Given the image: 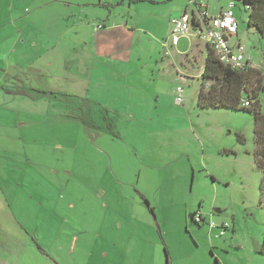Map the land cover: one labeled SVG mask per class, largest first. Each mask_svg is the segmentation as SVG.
Returning a JSON list of instances; mask_svg holds the SVG:
<instances>
[{
	"label": "rangeland",
	"instance_id": "rangeland-1",
	"mask_svg": "<svg viewBox=\"0 0 264 264\" xmlns=\"http://www.w3.org/2000/svg\"><path fill=\"white\" fill-rule=\"evenodd\" d=\"M35 1L0 0V264H167L166 250L169 264H264L255 115L199 105L209 88L202 78L208 46L192 25L193 15L203 20L198 5L211 17L234 2L238 40L259 64L264 36L248 27L246 7L237 0H56L96 5L70 11L82 12L81 36L86 27L87 36L97 34L98 56L80 60L96 53L85 44L71 50L72 18L56 53L21 58L1 44L13 35L6 19L18 13L14 6L36 14ZM46 1L37 15L55 23L57 2ZM87 12L98 16L86 22ZM184 14L183 47L170 44L166 55L171 20ZM44 24L31 32L47 34L53 25ZM100 24L106 28L96 31ZM260 98L264 113V92ZM80 107L85 119L71 118ZM199 211L203 225L192 221Z\"/></svg>",
	"mask_w": 264,
	"mask_h": 264
},
{
	"label": "trees",
	"instance_id": "trees-1",
	"mask_svg": "<svg viewBox=\"0 0 264 264\" xmlns=\"http://www.w3.org/2000/svg\"><path fill=\"white\" fill-rule=\"evenodd\" d=\"M237 1L243 4L246 7V11L249 12L248 27L254 28L260 35L264 36V0ZM234 5L236 7L235 3ZM192 25L194 28H200L196 24L195 18H192ZM170 44L171 42H169L167 47L164 46L167 49V53H169L168 48ZM202 78L204 83H207L209 87L208 91L202 90L199 95V105L202 108L243 110L246 112L250 111L255 115V162L263 174L261 200L264 205V113L261 112L260 98L261 93L264 92V73L261 69L252 67L245 71H237L229 66H225L219 62L214 52L208 46ZM244 97L247 98L246 101L249 102L250 107L242 106ZM75 109L79 110L80 113H70L71 118L80 116L85 119L82 113L83 108ZM78 117H75V119ZM109 128L112 130L111 124ZM146 204L149 205L147 200ZM151 212H154L153 209H151ZM192 221L196 223L194 217H192ZM262 253L264 254V242ZM167 255L168 252L166 250L167 264H169V257Z\"/></svg>",
	"mask_w": 264,
	"mask_h": 264
},
{
	"label": "crops",
	"instance_id": "crops-1",
	"mask_svg": "<svg viewBox=\"0 0 264 264\" xmlns=\"http://www.w3.org/2000/svg\"><path fill=\"white\" fill-rule=\"evenodd\" d=\"M57 2L55 8L59 10V12H57V14H60L59 16V20L56 19L55 23H52V21H49V19L47 17H39L37 14H39V9L40 8H44L46 9L47 5L49 3H47L46 0H36L34 5H36V14L31 12V10L29 11L27 8H23L22 6H14L13 9L17 8L19 11L17 14L12 13L10 15L7 16L8 19H6L8 23L7 26H11L12 27V33L13 35L9 37L8 41H4L2 40L1 44H5V46H7L11 49L13 48H18L13 49V53H15L16 55L21 56V58H26L29 55H33V57H36L37 55H50L51 53H56L60 48L61 44L64 43V35L66 34V31H68L69 29V21L73 18L74 21H78V25L75 26V30L77 31V36L72 40V44H74L73 49L71 50H76L77 49V45H83L85 44L88 47V50L93 48V51H96L95 54L90 55V54H81L82 57H80V60H91L92 56H98L97 53H99L98 47H99V43L97 41V34H90V37L87 36V33L90 32V28L86 27V32L83 33V35L81 36V30L82 27H84V19L83 17H81V11H70V7H81L84 8L86 7H94L96 6L94 3L92 2H88L85 4H81L79 3L78 5H74V3H71L73 1H56ZM87 2V1H86ZM26 4L25 1L22 2V5ZM21 8V11H20ZM225 10V8L221 9V11L219 13L213 14L211 17H216L218 15L221 14V12ZM27 14V15H26ZM98 16V12H87L86 14V18L85 21L87 22L90 19L96 18ZM209 17V15H208ZM209 17V18H211ZM192 18H195L196 24L199 25L200 27H202V23L205 25V21L204 19L201 20L196 18L194 15ZM173 20V19H172ZM171 20V21H172ZM2 21V18H0V22ZM107 24L110 23L109 19H107ZM49 24L53 25L52 27L50 26L47 29V25ZM42 23H47L44 24L45 28L48 30L47 34H43V35H34L31 32V29L34 28L35 25H41ZM25 25V26H23ZM101 25V24H100ZM109 25V24H108ZM172 25V24H171ZM63 26L65 29H63ZM1 27V26H0ZM23 28V29H22ZM106 28V25H103V29ZM56 29H60L59 31V35L58 36H54L51 37L50 36V32L56 30ZM94 30H95V26H94ZM98 29L96 28V31ZM50 31V32H49ZM239 37V28H238V35L236 37H232L230 39V43L231 45L235 46L237 43ZM185 38H181V40H179L178 43V47H183V41ZM58 41V45H56V41ZM238 42H240V40H238ZM166 43V42H165ZM164 44L163 47H164ZM37 48H40L39 50H36ZM4 50L5 48H1L0 50V56H2L4 54ZM70 50V51H71ZM101 54H104L103 52H101ZM84 55V56H83ZM107 57L111 60H118V61H124V59L119 56V55H113V54H109L107 55ZM250 60V64H252V66L254 68L257 69H261L263 67V62H264V50L261 56V61L258 64L254 63V60L257 59V56L253 53L250 57H248ZM123 59V60H122ZM50 62L47 63L48 68H52L53 63L52 61L49 59ZM11 65L10 64H6L5 65V74L7 72H11ZM19 71V68L17 66H15V69ZM8 74V73H7ZM146 201V199H145ZM150 205H148L149 207ZM150 210L152 209L151 207H149ZM117 244H113L114 249H120L123 253H125L126 251V247L122 246L117 248L116 247Z\"/></svg>",
	"mask_w": 264,
	"mask_h": 264
},
{
	"label": "built area",
	"instance_id": "built-area-1",
	"mask_svg": "<svg viewBox=\"0 0 264 264\" xmlns=\"http://www.w3.org/2000/svg\"><path fill=\"white\" fill-rule=\"evenodd\" d=\"M195 3L197 0H192ZM199 10L201 12L202 18L205 21V29L200 27L201 37L204 39L206 44L214 52L215 56L225 66L237 71H245L252 67L249 58L245 54V48L240 42H237L235 46L231 45L230 39L238 35V21L234 14V2H231L225 10L221 12L220 15L216 17H208L207 7L204 4H200ZM173 26L171 44L172 46H177L180 37L188 34L190 30V18L187 14H184L181 18H174L171 21ZM199 28V27H198ZM98 30L103 29L100 25L97 27ZM197 29V28H196ZM169 41L165 43L167 47ZM167 55H170L167 53ZM264 73V66L261 68ZM184 96V89L182 87L176 88V103L182 104ZM243 107H250L248 101H242ZM195 222L199 225H203L205 222L203 214L199 211L194 215ZM211 229L219 228L214 222L210 225ZM225 227V226H224ZM222 234V232L220 233Z\"/></svg>",
	"mask_w": 264,
	"mask_h": 264
}]
</instances>
